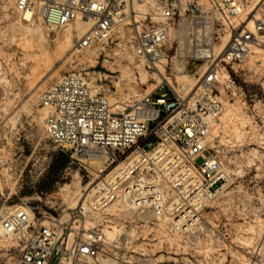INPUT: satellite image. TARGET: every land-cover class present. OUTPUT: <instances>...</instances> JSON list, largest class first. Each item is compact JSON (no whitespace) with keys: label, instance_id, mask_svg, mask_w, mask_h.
I'll use <instances>...</instances> for the list:
<instances>
[{"label":"rangeland","instance_id":"1","mask_svg":"<svg viewBox=\"0 0 264 264\" xmlns=\"http://www.w3.org/2000/svg\"><path fill=\"white\" fill-rule=\"evenodd\" d=\"M196 1L192 14L197 19L186 15L180 29L171 31L174 41L167 56L157 69L144 70L131 54L130 40L137 30L157 20L154 0L142 4L134 0L131 25L119 26L104 49L79 53L72 44L86 31V24L76 21L66 28L48 29L40 20L19 18L13 0H0V219L19 205L31 209L40 221L59 219L91 188L86 169L94 164L84 168L70 163L69 152L55 146L44 132L47 110L40 98L61 75L80 72L111 101L134 102L159 84L163 88L154 99L170 86L180 96H188L198 87L205 67L218 63L222 74L214 91L223 110L212 138L228 173L226 187L204 205L199 222L188 233H175L147 212L111 206L96 215L111 243L94 262L264 264V32L260 45L244 60L223 65L220 58L233 29L248 19L229 23L210 10L206 0ZM248 11L264 22V0H251ZM247 27L251 29L249 22ZM70 29L73 33L68 36ZM195 53L206 65L188 72L186 64ZM59 154L68 160L51 170ZM93 221L88 219L86 226ZM18 243L0 231V264H14Z\"/></svg>","mask_w":264,"mask_h":264},{"label":"built area","instance_id":"2","mask_svg":"<svg viewBox=\"0 0 264 264\" xmlns=\"http://www.w3.org/2000/svg\"><path fill=\"white\" fill-rule=\"evenodd\" d=\"M133 1L13 3L19 18L26 22L40 20L48 29L66 28L78 20L89 22L87 30L72 44V50L79 53L104 49L119 26L131 25ZM194 2L198 3L154 0L157 20L137 30L130 40L131 54L144 70L157 69L167 56L174 41L171 31L180 29L186 15L197 19L192 14ZM206 2L229 23L252 21L251 29L247 23L233 29V38L220 58L223 65L244 60L253 47L260 45L264 32L263 20L250 16V0ZM217 64L205 67L198 87L185 97L170 86L154 99V93L163 88L159 84L134 102L111 101L80 72L65 73L50 84L40 98L47 110L44 132L55 146L69 152L70 163L77 162L84 168L94 164L86 169L91 188L80 204L64 209L59 219L40 221L31 209L21 205L6 212L0 228L21 243L14 264H96L98 257L104 256V247L111 243L96 215L111 206L147 212L166 222L175 233L195 228L204 205L228 183L227 170L212 138L223 110L222 99L214 91V82H219L222 74ZM262 150L264 158V146ZM88 219L94 223L89 222L92 225L87 227ZM112 264L157 263L116 259Z\"/></svg>","mask_w":264,"mask_h":264},{"label":"trees","instance_id":"3","mask_svg":"<svg viewBox=\"0 0 264 264\" xmlns=\"http://www.w3.org/2000/svg\"><path fill=\"white\" fill-rule=\"evenodd\" d=\"M67 160L68 158L66 156L59 154L56 157V160L51 164V170H58L62 168L66 164Z\"/></svg>","mask_w":264,"mask_h":264},{"label":"bare ground","instance_id":"4","mask_svg":"<svg viewBox=\"0 0 264 264\" xmlns=\"http://www.w3.org/2000/svg\"><path fill=\"white\" fill-rule=\"evenodd\" d=\"M137 2L139 3V4H142L143 2H144V0H137ZM250 2H251V0H250ZM79 21V20H78ZM79 23H83V24H86L87 25V27H89V22H87V21H81V22H79ZM249 24H250V26H251V28H252V21H249ZM75 29L76 30H79L80 29V27H78V26H76L75 27ZM87 30V29H86ZM72 33H73V30L72 29H70V30H68V32H67V35L68 36H70V35H72ZM202 55L203 54H205V51L203 52V53H201ZM197 53H196V56H195V59H200V58H197ZM164 59V58H163ZM203 65V64H202ZM203 66H205V65H203ZM202 67V66H201ZM215 83V82H214ZM0 231H1V228H0ZM5 235V234H4ZM6 237H8L7 235H6Z\"/></svg>","mask_w":264,"mask_h":264},{"label":"water","instance_id":"5","mask_svg":"<svg viewBox=\"0 0 264 264\" xmlns=\"http://www.w3.org/2000/svg\"><path fill=\"white\" fill-rule=\"evenodd\" d=\"M202 64L201 59H192L187 62L186 69L188 72H193L197 67H199Z\"/></svg>","mask_w":264,"mask_h":264}]
</instances>
